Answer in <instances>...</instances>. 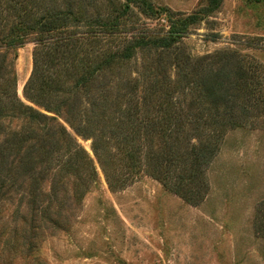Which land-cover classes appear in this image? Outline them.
Returning <instances> with one entry per match:
<instances>
[{
	"label": "trees",
	"instance_id": "1",
	"mask_svg": "<svg viewBox=\"0 0 264 264\" xmlns=\"http://www.w3.org/2000/svg\"><path fill=\"white\" fill-rule=\"evenodd\" d=\"M218 5L219 0H208L205 9L183 19L166 16L170 27L158 33L135 29L131 19L135 14L158 16L149 0H0V122L20 120L21 131L13 133L18 144L43 141L18 156L16 168L34 172L39 167L33 183L43 180L53 171L46 164L50 140L53 149L60 147L67 156L57 161L59 170L85 173V183L96 182L93 161L57 116L64 114L76 136L94 139L95 117L108 113L117 118L109 117L107 122L114 124L109 132L100 131L92 151L110 190L143 174L186 203L198 204L197 187H203L204 167L222 134L264 113V70L253 57L225 49L215 56L192 57L178 47L188 26ZM29 42L34 45L32 70L23 95L32 105L15 93L16 52ZM136 56L143 66L140 79L133 81L122 69ZM187 97L191 101L184 105ZM82 100L87 104L84 119ZM185 125L194 133L180 144ZM118 168L124 172L116 174Z\"/></svg>",
	"mask_w": 264,
	"mask_h": 264
},
{
	"label": "rangeland",
	"instance_id": "2",
	"mask_svg": "<svg viewBox=\"0 0 264 264\" xmlns=\"http://www.w3.org/2000/svg\"><path fill=\"white\" fill-rule=\"evenodd\" d=\"M149 2L158 16L135 14L131 19L136 20L135 29L158 33L170 27L166 16L180 20L208 5V0ZM177 44L192 57L239 50L253 57L263 71L264 0H219L218 8L190 24ZM33 47L32 42L26 43L14 60L15 93L29 105L23 88L32 70ZM135 59L122 69L133 81L140 79L143 66L138 56ZM143 86L141 80L137 96ZM189 101L187 97L184 105ZM82 103L84 119L87 104ZM104 116L95 117L94 139L76 136L64 114L57 116L93 161L97 177L90 184L85 183V173L69 175L57 168V161L67 156L60 147L53 149L50 140L46 164L53 171L34 184L39 167L21 171L16 158L43 141L18 144L13 133L21 131L20 120L8 117L0 122V264H264V113L222 134L216 153L204 167L203 187H197L201 200L196 205L143 174L111 191L92 151L100 131L109 132L114 124L107 122L111 114ZM52 125L58 127L57 122ZM183 129L180 144L194 133L189 125ZM121 172L122 168L116 169V174Z\"/></svg>",
	"mask_w": 264,
	"mask_h": 264
}]
</instances>
